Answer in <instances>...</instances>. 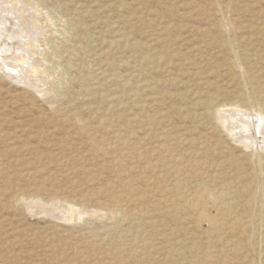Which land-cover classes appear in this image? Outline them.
I'll return each instance as SVG.
<instances>
[{"label": "rangeland", "instance_id": "rangeland-1", "mask_svg": "<svg viewBox=\"0 0 264 264\" xmlns=\"http://www.w3.org/2000/svg\"><path fill=\"white\" fill-rule=\"evenodd\" d=\"M16 2L21 9H15L11 4L0 5V47L9 49L4 54L7 56L5 60L0 57V67L13 72L7 66L4 68L3 65L7 63L12 67L18 65L15 69H20L21 63L11 60L16 55V58H26L23 63L26 68L29 61L37 70L36 73L30 72V69L22 70L24 73L18 78L24 83L5 77L0 69V159L4 162V168L0 169V264H88L83 253L91 248L89 244L94 242L101 246L100 251L106 252L109 248L106 241L114 237L118 238L120 245L116 251L117 264H172L166 253L173 247L172 242L186 234L192 236L193 231L185 229L187 216L192 214L185 201L186 198L193 199L192 190L195 191L199 177L196 172L211 179L214 176L230 177L236 170H246L249 177L254 175L256 180H260V184H255L260 203L257 202L259 205L256 204L254 212H262L258 208H262L261 203H264V166L256 162L254 164L252 159L256 161L257 157L263 158L264 150L255 147L254 152L261 156L253 154L251 146L240 143L229 133L221 117L230 108L247 110L238 105L242 95L249 93L253 86L261 92L264 102V0ZM26 2H29V6ZM223 6L228 8L227 15L221 9ZM222 15L235 28L234 32L226 31L229 37L254 35L251 43H244L243 39L231 54L232 60L229 61L235 63L233 68L227 65L228 59L218 48L221 38L209 33L218 22L225 21ZM25 30L29 34L27 38L22 37ZM12 34L15 38L10 36ZM194 43L197 48L191 46ZM197 45L200 46L199 50ZM17 49L21 52L19 56ZM246 72L251 74V78L245 75ZM25 74L28 75L26 78ZM257 79L259 86L263 84L260 87L255 83ZM248 82L253 85L249 86ZM216 89L220 95L217 102L214 101L225 105L216 107L220 106L222 110L217 114L218 118L207 119L209 133H205L206 130L202 128L194 134H179L182 128L194 126L190 115H202L205 112V108L197 103L198 100L200 102L216 94ZM114 107L119 108L118 112L108 115ZM148 107L151 110L148 113L166 118L164 124L154 127L159 132L160 129L168 132L166 138L158 137L156 130L142 128L137 122L146 119L147 111L144 108ZM256 112L248 109L249 116L258 115ZM104 114L107 115L106 125H111L112 119L116 120V117L124 122L112 127V130L121 132L118 140L116 137L111 140L119 148L117 167L113 172L106 170L102 181H87L85 174L75 173L73 169L82 164L92 168L93 162L84 158L82 164L77 161L76 167L69 166L64 162L68 155L56 149L59 146L57 142H61L66 132H71L73 140L81 143L78 144V153L81 154L83 148L80 146L85 143L87 136L75 133L68 122L78 123L79 118H82L98 126V132L106 135V127L99 126L97 120ZM2 118L8 122L1 121ZM134 118L138 119L133 121L135 124H127ZM22 128L27 129L23 132ZM133 128L138 130L135 133L128 132ZM148 132L147 139L142 140ZM36 135L42 138L36 140ZM13 136L19 137L14 139ZM124 137L130 139L129 148ZM176 137L181 141H177ZM22 142L34 145L38 150H20L19 147L24 145ZM70 151L74 153L73 149ZM50 152H56L59 159L35 163L39 155L46 157ZM71 152L69 157L72 156ZM208 153L212 155L211 158ZM174 158L183 164H177V168L182 171L180 176L186 174L185 178L189 179L182 185L183 195L187 192L184 195L186 197H180V200L171 196L169 189L176 173V167L171 169V159ZM160 159L170 163L166 167L159 163ZM197 159L204 163L199 170L192 165ZM233 159L238 160V164L233 163ZM120 160L122 162L118 166ZM68 172L70 176H67ZM111 181L115 184L114 193L118 201L114 208L104 204L100 206L98 202L83 201ZM186 183L190 185L186 187ZM57 195H60L59 201ZM171 199L175 202L178 199L177 203L183 205L182 209L188 210L183 211L184 216L176 224L169 222L167 225L166 218L159 216L154 206L162 201L165 202L164 209L169 211L175 203ZM208 205L206 211L216 214V207L210 201ZM240 210L238 205L235 211ZM259 212L257 214L262 216L263 213ZM158 217L163 219L158 230L146 225L143 229L139 228L141 220ZM200 223V232L205 234L210 231L207 220ZM263 228L259 227L261 231L256 241L261 240ZM168 235H174L175 239L168 240ZM259 243L248 259L253 260L255 257L257 263L263 264L264 248ZM146 249H150L151 256H145ZM95 257L92 258V264L98 261ZM143 258L145 263L141 262ZM176 259L175 264H188L187 260Z\"/></svg>", "mask_w": 264, "mask_h": 264}, {"label": "bare ground", "instance_id": "bare-ground-1", "mask_svg": "<svg viewBox=\"0 0 264 264\" xmlns=\"http://www.w3.org/2000/svg\"><path fill=\"white\" fill-rule=\"evenodd\" d=\"M3 4H11V6H13V8L15 9H21L19 8L16 0H0V5ZM26 4L28 5L29 2ZM26 5V6H27ZM32 5V4H30ZM221 5V4H220ZM223 5V4H222ZM29 6V5H28ZM34 6V5H33ZM32 6V7H33ZM23 7V6H22ZM31 7V6H30ZM223 12L225 13L224 15H227V11L228 8L226 6H223ZM4 10V9H3ZM29 10V9H28ZM14 11V10H13ZM17 11V10H16ZM35 11H36V7H35ZM11 12V11H10ZM33 12V11H32ZM26 13V12H25ZM20 14V13H19ZM222 15L225 18V21H220L217 23L216 27L214 30H212V32L209 31V33L213 34L215 37V34L217 36H219L221 38V41H219L218 44V48L220 50H222L226 56V58L228 59V61L231 59L230 56L231 54L235 51V48L237 47V45L240 43H242L241 41L243 39L244 43L245 41L250 42L253 39L254 35H250L248 37L246 36H238V38H231L228 35H226V31H235L234 26L232 25V23L228 20V18L226 19V16ZM1 16V15H0ZM3 20V18H2ZM220 20V19H219ZM7 21V20H6ZM24 21V20H23ZM233 21V20H232ZM9 22V21H8ZM18 22V21H17ZM23 23V22H21ZM3 24V23H2ZM13 24V23H12ZM26 24V23H25ZM19 25V24H18ZM33 25V24H32ZM11 26V25H10ZM215 26V25H214ZM4 27V26H3ZM13 27V26H11ZM22 27V25H21ZM26 28V27H25ZM44 28V27H43ZM34 29V28H33ZM39 29V28H38ZM10 30V29H8ZM7 30V31H8ZM29 30V29H28ZM210 30V29H209ZM24 31V29H23ZM26 32H24V34L22 35L23 38H27L28 37V33L27 30H25ZM237 31V30H236ZM263 31V30H262ZM208 32V31H207ZM206 32V33H207ZM231 33V32H230ZM238 33V32H237ZM3 34V33H2ZM228 34V33H227ZM236 35V33H235ZM12 37H14V35H10ZM32 36V35H31ZM40 36V35H39ZM205 36V35H204ZM232 36V35H231ZM243 36V37H242ZM4 37V36H3ZM34 37V36H33ZM15 38V37H14ZM217 38V37H215ZM214 39V38H213ZM5 40V39H4ZM14 40V39H13ZM23 40V39H22ZM37 40V39H36ZM218 40V39H217ZM11 41V40H10ZM22 42V41H21ZM37 42V41H36ZM200 42V41H199ZM212 42V41H211ZM8 43V41H7ZM11 43V42H10ZM14 43V42H13ZM16 43V41H15ZM217 43V42H216ZM251 43V42H250ZM17 44V43H16ZM15 45V44H14ZM20 45V44H19ZM25 45V44H24ZM212 45V44H209ZM191 46L197 48L195 46V43L192 44ZM198 46V49H200V46ZM239 47V46H238ZM7 48V47H6ZM3 48L0 47V57L2 58V60H5V55L6 52L9 51L8 50H2ZM205 51V50H204ZM5 52V53H4ZM15 52V51H14ZM18 52V56L19 53L21 55V52L19 49H17ZM237 53V52H236ZM14 54V53H13ZM223 54V55H224ZM10 55V54H9ZM238 55V53H237ZM233 56V55H232ZM236 56V55H234ZM16 55H13L11 57L12 61H19V63H21L19 65L20 69H15V67H17L18 65H14V67L9 66V64L3 65L4 68L5 66H7L10 70H12L13 72L10 71H5L3 69V67L0 69L3 70V75L6 77H9L10 79H15L18 80L20 78V76L22 75L21 73H24L22 70H26V69H30V72H35L36 73V67L32 65V63H29L28 61V66L27 68L25 67L26 65H24L23 63H25V59L26 58H16ZM9 60V59H8ZM204 60V59H203ZM232 60V59H231ZM206 61V60H205ZM1 62V61H0ZM249 62V61H248ZM4 63V64H5ZM197 63V62H196ZM229 64L230 67L234 66L235 63L229 61V63H227V65ZM238 64V63H237ZM199 65V63H198ZM202 65V64H201ZM226 65V66H227ZM200 66V65H199ZM236 66V65H235ZM202 68V67H201ZM229 68V67H228ZM233 68V67H232ZM231 69V68H230ZM238 69V68H237ZM241 69V68H240ZM239 71V70H238ZM197 72V71H196ZM21 74V75H20ZM177 74V73H176ZM2 75V76H3ZM25 74V78H26ZM245 75L248 78H251V74H249V72H246ZM28 76V75H27ZM258 76V75H257ZM19 77V78H18ZM22 77V76H21ZM254 77H256L254 75ZM253 77V78H254ZM247 78V79H248ZM258 78V77H257ZM116 79V77H115ZM255 80V79H254ZM19 81L24 82L23 80L19 79ZM250 81V80H249ZM256 81V80H255ZM258 79L257 82L258 83ZM202 82V81H200ZM263 83V81H261ZM25 83V82H24ZM32 83V82H31ZM199 83V82H198ZM249 83V82H248ZM33 84V83H32ZM202 84V83H201ZM250 84V83H249ZM260 83H258V87ZM31 85V84H29ZM28 85V86H29ZM34 85V84H33ZM253 84H250L249 86H252ZM43 86V84H42ZM255 86H253L251 91H249V93H245L242 95V99L239 102L240 107L242 108H246L247 110H240V109H228L227 111L224 112V114L222 115V123L223 125L226 127V129L229 131V133L231 135H233L234 137H236L237 140L240 141V143H244V145L246 146H251L253 154L256 155H260L255 153L254 151H256V148L259 149H263L264 150V102L261 99V92H259L256 88H254ZM257 87V86H256ZM42 88V87H41ZM247 88V87H245ZM244 88V89H245ZM264 88V86H263ZM262 89V88H261ZM264 91V90H263ZM262 91V94H263ZM215 92V91H212ZM208 93V92H207ZM206 93V94H207ZM212 94V93H211ZM215 95V96H214ZM219 91L218 89H216V94H212L211 97H209L207 95V99H201L200 102L198 100L197 103L201 104L204 108H205V112L201 115V114H193L190 115L191 117V122L194 123V126L192 125V127H186L185 129L182 128L180 131H178L179 134H194L197 131H199V129H204L206 130L205 133H209L207 132V130L210 129V127H206L208 126V122L207 119H210L212 117H219V115H217L220 111V106L219 108L218 105H225V104H219V102L216 104L217 102V98H219ZM206 96V95H204ZM240 96V95H239ZM263 96V95H262ZM110 98V97H109ZM205 98V97H204ZM216 100V102L214 101ZM219 100V99H218ZM230 102V101H229ZM157 106V104H155V107ZM236 106V105H235ZM150 108L153 107V105H149ZM144 108L147 112H146V119L143 120H138L135 119L128 121L127 124H135L133 121L138 120L137 122L140 123V126L143 128H153L152 130H156L157 131V136L158 137H167L169 135L168 132H166L165 130L160 129L161 131L159 132V130L156 128L154 129V127H157L160 124H164L166 118L159 116V115H155V114H151L148 113V111L150 112V108ZM154 107V108H155ZM237 108V107H236ZM117 107H114L113 109H111V111H109L107 114L111 115V114H115L116 112H118ZM248 109L251 110H256L259 114L258 115H253V116H249L248 114ZM157 110V109H156ZM246 111V112H245ZM162 112V111H161ZM254 112V111H253ZM256 112V113H257ZM227 113V114H225ZM189 114V113H188ZM255 114V113H254ZM117 115V114H116ZM107 115H103V116H99L97 117L98 122L100 123L99 126H105L106 130H107V134H100L97 130L98 126H96L95 124L93 125L92 123L85 121L82 118H79V122L78 123H74V122H68L69 124H71L72 129L74 130L75 133H83L86 134V139L84 140V144L81 145L80 147L83 148V152L81 154L78 153V144L81 143H77L76 140H73V136L71 134V132H66L67 134L64 136V138L61 140V142H57L59 143V146L56 148L58 149V151L60 153H65L64 155H68L66 157H68L67 159L64 160V162L68 163L69 166L70 164L73 165L74 167H76L77 165V161L79 163L82 164V159L85 158V160H89L92 161V165L97 166V168H86L84 167V165L82 164L81 167H76L74 168V172L78 173V174H85L87 176V181H93V180H101L103 179V173L106 172V170H109L110 172H113L116 167H117V160H118V144H113L112 143V139L114 137L120 138L121 132H119V130L115 129L112 130V127L115 126L116 124L119 125V123L124 124V122H120L121 118H117L112 119V124L111 125H106V121L105 119ZM113 116V115H112ZM221 116V115H220ZM115 117V115H114ZM253 117V118H252ZM61 118V117H60ZM66 118V117H65ZM75 118V117H74ZM77 118V117H76ZM59 119V118H58ZM69 119V118H68ZM251 121L253 122H250ZM66 120V119H64ZM70 120V119H69ZM3 122H8L7 119H3ZM36 121V120H35ZM68 121V120H66ZM73 121V120H72ZM76 121V120H75ZM220 121V120H219ZM61 122V121H60ZM2 123V122H0ZM189 123V122H188ZM131 126V125H130ZM18 128V127H17ZM20 128V127H19ZM27 129V128H26ZM26 129H21L23 132ZM32 129V128H31ZM35 129V128H34ZM184 129V130H183ZM30 130V129H29ZM36 130V129H35ZM34 130V131H35ZM138 130V129H137ZM136 128H133L132 130L128 131L130 133H135ZM254 130V131H253ZM27 132V131H26ZM123 132V131H122ZM113 135L109 136V134ZM200 133H203L202 131ZM26 134V133H25ZM29 134V133H27ZM38 134V133H36ZM204 134V133H203ZM18 135V134H17ZM32 135H35L34 133ZM149 135V132L146 133V136L142 137V140H146L147 136ZM20 136V135H19ZM19 136H13L14 139H18ZM29 136V135H28ZM31 136V135H30ZM109 136V137H108ZM205 136V135H204ZM7 137V136H6ZM138 137V136H137ZM12 138V137H11ZM30 138V137H28ZM42 138V136L36 135V140ZM140 138V137H138ZM220 138V137H219ZM124 141L126 142V147L129 148L130 145V139H125V137L123 138ZM177 141H181L179 138H177ZM234 139V138H233ZM12 140V139H10ZM9 140V142H10ZM141 140V139H140ZM14 141V140H13ZM15 142V141H14ZM164 142V141H162ZM30 143V141H29ZM28 142L23 143L24 145H22L21 147H19L20 150L23 149H27L31 152L37 151L38 147L30 144ZM15 144V143H14ZM69 145V146H68ZM253 145V147H252ZM256 145V146H254ZM12 146V145H11ZM9 146V147H11ZM19 146V145H18ZM198 146V145H197ZM243 146V144H242ZM17 147V146H16ZM79 147V148H80ZM247 147V148H248ZM256 147V148H255ZM73 149V151L71 152L70 150ZM170 149V148H168ZM13 150H15V147L13 148ZM11 150V151H13ZM16 150H18V147L16 148ZM161 150V149H160ZM55 151V150H54ZM53 151V152H54ZM261 151V150H260ZM48 153L46 154L47 156L44 157L43 156H38L36 155V162L35 163H42L45 161H50L53 158H57L59 159V156L54 153ZM69 152L72 153V156L69 157ZM263 152V151H262ZM9 153V152H8ZM58 153V152H57ZM210 153V152H209ZM208 153V154H209ZM74 154V155H73ZM207 155V154H206ZM210 158L212 155H210ZM261 156V155H260ZM78 157V158H77ZM168 157V156H167ZM174 157V156H173ZM208 157V156H206ZM203 158H205L203 156ZM209 158V157H208ZM209 158V159H210ZM232 158V157H231ZM128 159V158H127ZM207 159V158H206ZM207 159V160H209ZM61 160V159H60ZM173 160L171 164V169H174L176 167V173L174 174V179L173 181L171 180L172 183H170V191H171V196H174L176 198H184L186 196V193L182 192V185L186 182L185 175L183 174V176H180L181 172L180 169L177 168V164L183 165L179 162L178 159L174 158L171 159ZM231 160V159H230ZM256 160V159H255ZM160 164H165V166L167 164L170 163V161H165V160H159ZM175 161V162H174ZM202 160H196L193 162V167L196 168V170H199L203 167L204 163H201ZM210 161V160H209ZM221 161V158H220ZM233 163L238 164V160L233 159L232 160ZM253 163L255 164L258 163L259 166H264V157L263 158H258L257 160L254 161L252 159ZM121 160L118 163V166L121 164ZM185 163V160L183 161ZM208 162V161H207ZM217 162V161H216ZM219 162V160H218ZM211 163V162H210ZM221 163V162H220ZM9 164V163H8ZM62 164V163H61ZM65 164V163H64ZM130 164V163H129ZM150 164V162H149ZM148 164V165H149ZM152 164V163H151ZM4 162L2 161V159H0V169H3ZM7 165V163H6ZM147 165V164H146ZM209 165V164H208ZM220 165V164H219ZM224 165V164H223ZM230 165V164H229ZM186 166V164H185ZM206 166V165H205ZM210 166V165H209ZM243 166V165H242ZM72 167V166H71ZM150 167V165H149ZM148 167V168H149ZM154 165L152 164V169H154ZM167 167V166H166ZM183 167V166H182ZM229 167V166H228ZM238 167V166H237ZM186 168V167H185ZM227 168V167H226ZM72 169V168H71ZM223 169V168H222ZM225 169V168H224ZM239 169V168H238ZM128 170V169H127ZM184 170V169H183ZM195 170V169H194ZM203 170V169H202ZM72 171V170H71ZM227 171V170H225ZM222 172V171H221ZM202 173V172H201ZM71 174V173H70ZM111 174V173H110ZM196 174L199 176L197 179V183H196V189L193 192L192 190V197L193 199H187L186 202L187 206L189 209L192 210V214L188 217L187 215V223H191V224H187L186 223V227L185 229H191L189 232L193 231L191 234L192 236H187V234L181 239L177 238L178 240H175L174 242H172L173 247L169 250V252H166L168 257L170 258V260L174 263L177 258H179V260H187L188 264H254L253 260L248 259V257H251V255L254 254L253 250L257 249V244L259 243L260 245H263L264 248V228H263V233L261 234V240L259 239V241H256L255 238H258V234H260V226H264V203H261L262 205L260 207L262 208H258V209H262V216L258 215L257 210L256 213L254 212V208L259 202V197H257L258 195H260L258 193V195H256V189H255V184H260L258 181L260 180H256L255 176L252 175L251 177L248 176L247 171L246 170H236V172L230 176V177H221V176H214L213 178H211L212 176H210L211 179H206V177L204 178L203 176L199 175V172H196ZM214 174V173H213ZM212 174V175H213ZM84 175V177H85ZM225 175V174H224ZM69 172H68V175ZM160 176V175H159ZM110 177V176H109ZM258 177V176H257ZM80 178V177H79ZM209 178V176L207 177ZM163 179V178H162ZM259 179V178H258ZM70 180V179H69ZM72 180V179H71ZM76 180V179H75ZM74 180V181H75ZM119 180V179H118ZM131 180V179H130ZM81 181V179H80ZM109 181V180H108ZM254 181H256L254 183ZM263 181V180H261ZM196 182V181H195ZM264 182V181H263ZM107 183V182H106ZM187 184V183H186ZM189 184V183H188ZM186 185L189 186V185ZM40 185V184H38ZM36 185V188L37 186ZM74 185V184H71ZM254 185V186H253ZM261 186V185H260ZM258 187V186H257ZM264 187V185H263ZM35 188V189H36ZM40 188V187H38ZM42 188V187H41ZM44 188V187H43ZM184 188V186H183ZM185 189V188H184ZM187 189V188H186ZM260 189V188H259ZM258 189V190H259ZM43 190V189H42ZM41 190V191H42ZM115 184L113 181L108 182L107 185L105 187H100L97 191H95L94 193H91L87 196V198L83 199V201H93V202H98V204H104V205H108V206H112V208L115 207L116 202H118L116 200L115 197ZM190 190V188H189ZM40 191V192H41ZM44 191V190H43ZM91 191V190H90ZM188 191V189H187ZM169 192V191H168ZM191 192V191H189ZM188 192V193H189ZM37 193V191H36ZM90 193V192H89ZM21 194V193H20ZM20 194L17 195V198H19L18 196H20ZM26 194V193H25ZM38 194V193H37ZM83 194V193H82ZM86 194V193H85ZM168 194V193H167ZM84 195V194H83ZM170 194H168L169 196ZM24 196V195H23ZM22 196V197H23ZM31 196V194L29 195ZM28 196V197H29ZM58 196V195H57ZM60 196V195H59ZM59 196H58V201H59ZM78 196V195H77ZM262 196V195H261ZM26 198V199H30V198ZM33 197V196H31ZM35 197V196H34ZM83 197V196H81ZM191 197V195L189 196V198ZM25 198V196H24ZM40 198V197H37ZM56 198V197H55ZM54 198V200H55ZM65 198V197H64ZM62 199L65 201V199ZM105 198V199H104ZM263 198V197H262ZM260 198V199H262ZM57 199V198H56ZM161 199V198H160ZM177 199V201H178ZM19 200V199H18ZM54 200H52L53 202H55ZM180 200V199H179ZM264 199H262L263 201ZM38 201V200H37ZM42 201V200H40ZM61 201V200H60ZM82 201V200H81ZM171 201H173V199H171ZM177 201H173L175 202L173 204V206L167 210L164 209V203L162 201H160V203L156 204L154 206L156 212L159 213V216H163V218L165 217V223H169L172 222L174 224H176L178 222L179 219H182V215H183V211L184 209H182V206H180V202L179 204L177 203ZM183 201V200H182ZM183 201V203H184ZM208 201H210V203H212L216 209H217V213L216 214H209L206 211V205H208ZM30 202V201H29ZM35 202V201H33ZM32 202V203H33ZM84 202V203H85ZM150 202V201H149ZM57 203V202H56ZM64 203V202H63ZM67 203V201H66ZM167 204V203H166ZM151 205V204H150ZM185 205V203H184ZM240 206L241 210L240 211H235L237 206ZM259 204H257L258 206ZM101 206V205H100ZM149 206V205H148ZM209 206V205H208ZM212 206V205H211ZM150 207V206H149ZM166 207V205H165ZM170 207V206H169ZM167 208V207H166ZM214 208V207H213ZM257 208V207H256ZM62 209V208H61ZM153 209V208H151ZM186 209V207H185ZM215 209V208H214ZM239 209V208H238ZM57 210V209H56ZM188 210V209H187ZM186 210V211H187ZM153 211V210H152ZM184 211V212H186ZM209 211V210H208ZM216 211V210H215ZM57 212V211H56ZM62 212V211H61ZM114 213V211H112ZM116 212V211H115ZM147 212V211H145ZM259 212V214H260ZM153 213V212H152ZM188 214V212H187ZM49 215V213H48ZM116 215V214H115ZM156 215V214H155ZM144 216V215H143ZM184 216V215H183ZM117 217V216H116ZM159 218V217H158ZM164 218V219H165ZM186 218V217H185ZM161 219V220H159ZM159 219H150V220H141V222L139 223V228L143 229L144 226H148V227H152V228H156V230L159 229V227L161 226L163 219L162 217H160ZM168 220V221H167ZM202 220H207L209 222V225L211 227L210 231H208L207 233L203 234L202 232H200L198 230V225ZM139 221V220H138ZM183 221V220H182ZM121 222V221H120ZM181 222V221H180ZM201 224V223H200ZM168 225V224H167ZM188 225V226H187ZM173 226V225H171ZM184 226V224H183ZM182 226V227H183ZM163 227V226H162ZM181 227V226H180ZM181 227V228H182ZM138 228V229H139ZM167 228V226H166ZM201 229V227H199ZM125 229V228H124ZM168 229V228H167ZM184 229V228H183ZM262 229V228H261ZM115 230V229H114ZM175 230V228L173 229ZM181 230V229H179ZM185 230V231H186ZM260 230V231H259ZM140 232V231H139ZM169 233V231H168ZM173 233V232H172ZM178 233H181L178 231ZM141 234V233H140ZM190 234V233H188ZM216 234V235H215ZM106 235V234H105ZM104 235V236H105ZM183 235V234H182ZM103 236V235H102ZM107 237V236H106ZM111 238V237H110ZM122 238V237H121ZM167 238V237H166ZM104 239V238H103ZM175 239L174 235H168V240H173ZM105 240V239H104ZM167 240V242H168ZM258 240V239H257ZM101 242V241H100ZM107 245H108V249L106 252L100 251L102 248L100 245L95 244L94 242H92L91 244H89V246L91 247L87 252L85 251L83 253V257L85 259V261L88 264H92V258L96 255L95 258L98 259V261L96 262V264H117V253L116 251L119 249V240L118 238L114 237L111 239H108L107 241ZM258 242V243H257ZM97 243V242H96ZM102 243V242H101ZM104 243V242H103ZM177 243H181L179 246ZM106 244V243H104ZM169 244V243H168ZM49 246V245H48ZM149 246V245H147ZM179 246V247H178ZM178 247V248H177ZM89 248V247H88ZM156 248V247H155ZM87 249V248H86ZM169 249V248H168ZM99 250V251H98ZM106 250V249H105ZM166 250V249H165ZM140 251V250H139ZM118 252V251H117ZM141 252V251H140ZM253 253V254H252ZM261 253V252H260ZM139 254V253H137ZM141 254V253H140ZM151 251L150 249H146L145 250V256L150 255L151 256ZM166 255V256H167ZM141 256V255H140ZM142 258V257H141ZM261 258V257H260ZM262 260V259H261ZM141 262H146L145 258H143V260H141ZM255 264L257 263L256 259H255ZM172 263V264H173ZM260 263V262H259ZM257 263V264H259ZM262 263V262H261ZM260 263V264H261ZM175 264V263H174ZM176 264H181V262L176 263ZM264 264V263H263Z\"/></svg>", "mask_w": 264, "mask_h": 264}]
</instances>
